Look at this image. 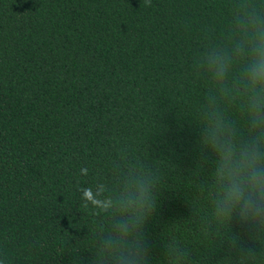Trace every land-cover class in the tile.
Here are the masks:
<instances>
[{
  "label": "trees",
  "instance_id": "16d2710c",
  "mask_svg": "<svg viewBox=\"0 0 264 264\" xmlns=\"http://www.w3.org/2000/svg\"><path fill=\"white\" fill-rule=\"evenodd\" d=\"M245 11L264 0H0V264H114L142 184L152 211L125 240L145 264H264V225L215 214L201 143L210 105L247 132L200 66Z\"/></svg>",
  "mask_w": 264,
  "mask_h": 264
},
{
  "label": "clouds",
  "instance_id": "9594fccd",
  "mask_svg": "<svg viewBox=\"0 0 264 264\" xmlns=\"http://www.w3.org/2000/svg\"><path fill=\"white\" fill-rule=\"evenodd\" d=\"M145 4L149 5L150 0H145ZM237 31L240 39L230 52L212 49L200 66L209 80L220 86L224 98L242 101L247 132H239L210 105L201 143L215 154V214L241 226L259 227L264 225V18L255 11H245L237 22ZM234 65L241 66L240 75L233 88L228 89L224 85ZM81 199L85 205L103 210L111 207V201H100L90 187L82 190ZM123 207L125 211L131 208L133 216L130 223L117 226L114 264H145L144 241L128 245L125 238L152 211L148 186L142 184L134 199Z\"/></svg>",
  "mask_w": 264,
  "mask_h": 264
}]
</instances>
